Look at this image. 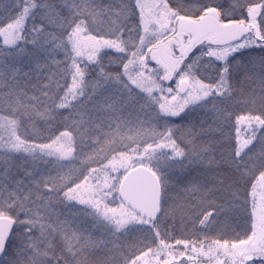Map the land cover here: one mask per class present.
Wrapping results in <instances>:
<instances>
[{
	"label": "snow or ice",
	"instance_id": "6c2138e0",
	"mask_svg": "<svg viewBox=\"0 0 264 264\" xmlns=\"http://www.w3.org/2000/svg\"><path fill=\"white\" fill-rule=\"evenodd\" d=\"M0 264H264V0H0Z\"/></svg>",
	"mask_w": 264,
	"mask_h": 264
},
{
	"label": "rangeland",
	"instance_id": "374dc122",
	"mask_svg": "<svg viewBox=\"0 0 264 264\" xmlns=\"http://www.w3.org/2000/svg\"><path fill=\"white\" fill-rule=\"evenodd\" d=\"M79 162H76V163H73L71 165L68 166V169H71L73 171V174H76L79 170V165H78ZM66 169V171L68 170Z\"/></svg>",
	"mask_w": 264,
	"mask_h": 264
},
{
	"label": "trees",
	"instance_id": "16d2710c",
	"mask_svg": "<svg viewBox=\"0 0 264 264\" xmlns=\"http://www.w3.org/2000/svg\"><path fill=\"white\" fill-rule=\"evenodd\" d=\"M237 111L239 112L240 110L238 109ZM49 134H50V133H49ZM78 165H79L78 167L80 168V164H79V163H78ZM188 231H191V228H190V226H189V229H188ZM213 231H214V232H217V231H219V229H214Z\"/></svg>",
	"mask_w": 264,
	"mask_h": 264
}]
</instances>
